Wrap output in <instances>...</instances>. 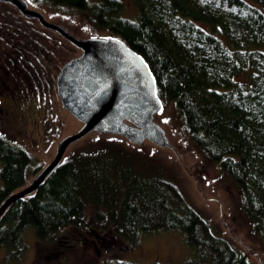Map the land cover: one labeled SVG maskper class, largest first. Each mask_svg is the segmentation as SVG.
<instances>
[{
    "label": "trees",
    "instance_id": "obj_1",
    "mask_svg": "<svg viewBox=\"0 0 264 264\" xmlns=\"http://www.w3.org/2000/svg\"><path fill=\"white\" fill-rule=\"evenodd\" d=\"M29 1L84 12L142 55L156 93L174 100L188 138L239 186L254 232L264 235V0H132L133 18L121 15L122 0ZM118 143L63 157L32 194L5 209L0 264H21L29 227L62 252L86 242L99 251L110 235L178 230L207 264H253L214 232L172 177L138 171ZM32 160L0 131V202L40 169Z\"/></svg>",
    "mask_w": 264,
    "mask_h": 264
},
{
    "label": "rangeland",
    "instance_id": "obj_2",
    "mask_svg": "<svg viewBox=\"0 0 264 264\" xmlns=\"http://www.w3.org/2000/svg\"><path fill=\"white\" fill-rule=\"evenodd\" d=\"M122 2L124 8L121 15L135 17L132 0ZM30 6L41 10L48 20L64 25L75 35L113 37L108 28L92 24L84 12L45 3L30 2ZM62 43L61 46L60 43L48 41L41 45L46 48V56H42L45 57L42 65L33 67L34 64H31L33 68L29 75L34 82L22 85V79L11 72L7 84L0 85V131L29 150L33 163L42 166L53 156L56 143L81 124L63 107L56 92V68L69 55L79 52L68 40ZM17 81L19 84H13ZM160 99L162 104L155 114V120L165 129L174 149L160 147L150 141L137 145L120 135L90 132L71 143L64 158L88 145L120 142L118 147L128 152L121 151L120 154L123 153L138 171L172 177L187 200L208 218L216 234L226 237L245 252L253 264H264V235L254 232L252 221L243 207L241 189L222 174L217 162L206 157L188 138L174 100ZM68 230L76 233L73 228ZM110 236L112 242L106 243L108 239L104 240L106 244H99V251L86 242L81 251L70 252V249H66L62 252L59 247L52 250L38 242L33 229L29 227L22 234L26 250L21 264H114L116 259L145 264H207L202 254L188 245L178 230L142 232L131 240ZM1 255L2 251L0 258Z\"/></svg>",
    "mask_w": 264,
    "mask_h": 264
},
{
    "label": "water",
    "instance_id": "obj_3",
    "mask_svg": "<svg viewBox=\"0 0 264 264\" xmlns=\"http://www.w3.org/2000/svg\"><path fill=\"white\" fill-rule=\"evenodd\" d=\"M3 1L15 5L23 16L36 18L79 50L58 68L55 85L63 107L81 124L56 143L51 159L27 184L3 198L0 216L13 202L32 194L62 161L67 147L90 132L120 135L137 145L150 141L174 149L165 129L155 120L162 102L156 93V78L142 55L115 36L75 35L30 7L28 0Z\"/></svg>",
    "mask_w": 264,
    "mask_h": 264
},
{
    "label": "flooded vegetation",
    "instance_id": "obj_4",
    "mask_svg": "<svg viewBox=\"0 0 264 264\" xmlns=\"http://www.w3.org/2000/svg\"><path fill=\"white\" fill-rule=\"evenodd\" d=\"M61 40L67 39L43 26L36 18L23 16L12 3L0 0V85L7 84L11 72L22 79V85L34 82L29 75L30 69L44 63L42 56H46V48L41 45L52 41L62 46Z\"/></svg>",
    "mask_w": 264,
    "mask_h": 264
}]
</instances>
